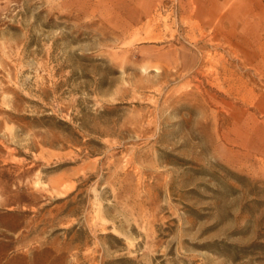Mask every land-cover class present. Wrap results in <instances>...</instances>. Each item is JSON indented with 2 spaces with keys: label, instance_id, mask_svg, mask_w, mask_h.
Returning a JSON list of instances; mask_svg holds the SVG:
<instances>
[{
  "label": "rangeland",
  "instance_id": "374dc122",
  "mask_svg": "<svg viewBox=\"0 0 264 264\" xmlns=\"http://www.w3.org/2000/svg\"><path fill=\"white\" fill-rule=\"evenodd\" d=\"M0 264H264V0H0Z\"/></svg>",
  "mask_w": 264,
  "mask_h": 264
}]
</instances>
